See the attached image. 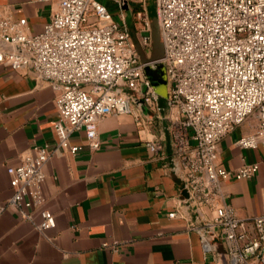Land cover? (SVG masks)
<instances>
[{"label": "built area", "instance_id": "obj_1", "mask_svg": "<svg viewBox=\"0 0 264 264\" xmlns=\"http://www.w3.org/2000/svg\"><path fill=\"white\" fill-rule=\"evenodd\" d=\"M109 1L120 6L118 19L101 0H58L52 18L35 33L27 18L0 15V64L49 82L57 91L59 115L55 146H35L20 164L7 167L12 194L0 201V215L15 209L33 220L37 210L39 230L55 227L45 206L46 163L60 149L74 154L82 149L71 143L74 132H83L89 147L99 149V121L133 113L134 93L155 107L159 93L145 67L162 62L168 103L180 114L171 127L175 168L188 201L199 212L205 207L215 212L211 222L196 226L205 251L218 236L226 243L228 264H264V209L251 220L240 218L223 189L230 178L254 175L259 164L229 170L218 160L222 136L253 113L257 130L237 142L264 150V0H155L163 55L151 61H142L132 43L123 0ZM127 2L139 41L149 47L146 0ZM147 145L153 153L164 149L161 139Z\"/></svg>", "mask_w": 264, "mask_h": 264}, {"label": "crops", "instance_id": "obj_2", "mask_svg": "<svg viewBox=\"0 0 264 264\" xmlns=\"http://www.w3.org/2000/svg\"><path fill=\"white\" fill-rule=\"evenodd\" d=\"M57 8L58 0H0V15L27 18L32 33ZM126 19L141 60L160 58L163 50L151 56L139 51V37L128 15ZM56 97L49 82L28 69L0 64V201L12 194L7 167L20 164L35 146L57 143ZM146 106L135 103L131 114L102 118L97 150L89 147L83 132L72 134L71 143L82 149L75 154L60 149L45 165V206L56 226L39 230L37 210L33 220L15 209L4 211L0 264H224L225 241L215 237L213 249L206 252L196 228L211 222L215 212L207 207L199 212L188 201L175 168L171 127L179 111L169 105L167 94H159L155 107ZM258 126L253 113L219 142L218 160L227 169L259 164L251 177L223 183L226 203L247 220L264 209V150L244 148L237 141ZM154 139L162 140V152L149 150L147 143Z\"/></svg>", "mask_w": 264, "mask_h": 264}, {"label": "rangeland", "instance_id": "obj_3", "mask_svg": "<svg viewBox=\"0 0 264 264\" xmlns=\"http://www.w3.org/2000/svg\"><path fill=\"white\" fill-rule=\"evenodd\" d=\"M103 1L111 11L112 15L118 19L120 14V6L112 3L109 0H101ZM146 7L149 19L151 21V46L145 47L141 43H137V47L141 53L144 55L151 56L155 54L156 52H161L163 50V41L161 37L160 27L157 20V13H156V4L155 0H146ZM128 22L133 25L132 16L128 15ZM133 34L138 39V32L133 28ZM257 115V113H254Z\"/></svg>", "mask_w": 264, "mask_h": 264}, {"label": "water", "instance_id": "obj_4", "mask_svg": "<svg viewBox=\"0 0 264 264\" xmlns=\"http://www.w3.org/2000/svg\"><path fill=\"white\" fill-rule=\"evenodd\" d=\"M123 6L124 9L127 12V15H131V10H130V5L127 2V0H123ZM157 15V14H156ZM145 73L149 80L152 82V84L156 87L157 92L162 95L167 94V77H166V69L165 65L162 62H155L152 64H148L145 67ZM142 91H145V85L142 86ZM134 98H135V103L142 105L144 108H146V103L144 99L134 93ZM223 259H224V264H228L225 251L221 252Z\"/></svg>", "mask_w": 264, "mask_h": 264}]
</instances>
